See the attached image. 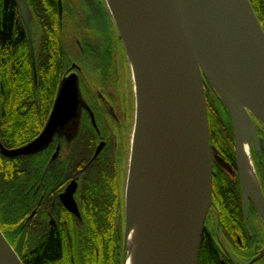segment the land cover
<instances>
[{"label": "water", "instance_id": "water-1", "mask_svg": "<svg viewBox=\"0 0 264 264\" xmlns=\"http://www.w3.org/2000/svg\"><path fill=\"white\" fill-rule=\"evenodd\" d=\"M15 1L26 29L32 67L35 71L33 43L26 22L28 7L25 0ZM104 2L122 42L131 74L130 53L140 75L138 93L132 80L135 99V145L132 149L131 140L124 189L122 264H125L127 259L125 246L131 224L133 195L140 181V164L146 156L155 131L160 72L167 89L171 130L158 193L156 211L159 221L148 264H198L205 219L212 206L213 160L228 166L209 143L205 94L208 87L205 82L220 98L232 125L244 211L247 213V200H250L264 224V197L258 182L260 206L255 197L244 192L240 171L241 137L243 133L246 134L247 141L251 136L254 137L250 118L253 117L264 127V31L249 0ZM189 3L200 6L202 11L206 12L205 16L215 20L218 29L220 28L224 45L226 41L231 51L239 97H233L225 88L221 76L197 42L190 21ZM208 76L219 91L211 84ZM240 101L244 108L241 107ZM82 106L85 107L80 98L77 76L73 73L64 76L58 85L52 109L40 134L28 144L16 149H6L0 143V154L6 158L32 156L48 149L55 136L63 137L66 141L72 140L79 127ZM101 147L100 145L97 148L95 156ZM55 156L56 153L52 160ZM75 188V182H71L59 196V200L69 213L79 219L80 214L73 199ZM33 214L34 212L30 218ZM53 223L51 219L50 224ZM263 255L264 250L258 258ZM0 264H23L1 231Z\"/></svg>", "mask_w": 264, "mask_h": 264}, {"label": "trees", "instance_id": "trees-1", "mask_svg": "<svg viewBox=\"0 0 264 264\" xmlns=\"http://www.w3.org/2000/svg\"><path fill=\"white\" fill-rule=\"evenodd\" d=\"M53 2H28L43 26L34 71L16 1L0 0V143L6 149L22 147L40 134L63 77L66 57ZM249 2L264 31V0ZM206 105L209 143L228 154L232 134L227 111L219 100L208 99ZM90 128L88 134L95 140ZM77 137L63 148L56 162L51 161L54 146L32 156L6 158L0 154V231L23 264H122L124 181L116 184L114 172L97 168V163L84 171L81 192L87 196L80 200L81 220L67 215L57 203L52 207L61 187L89 159L83 150L87 144ZM110 160L109 156L106 163ZM234 190L238 188L224 182L214 195H220L225 228L227 223L241 220ZM50 217L57 220L58 227L49 225ZM209 258L214 264L215 251L206 239L198 264Z\"/></svg>", "mask_w": 264, "mask_h": 264}, {"label": "flooded vegetation", "instance_id": "flooded-vegetation-1", "mask_svg": "<svg viewBox=\"0 0 264 264\" xmlns=\"http://www.w3.org/2000/svg\"><path fill=\"white\" fill-rule=\"evenodd\" d=\"M25 1L27 6H29L28 2L30 0ZM103 3L105 5L104 1ZM53 4H55L57 12L55 23L61 33V49L66 57L63 77L72 73L77 76L80 98L83 105L88 108L86 109L83 106L81 108L79 127L75 136H78V141L87 144L88 148L83 147V150L85 151V157H89V159L79 165L72 178L61 187L52 203V207L57 203L67 215L81 220L80 200L87 196L85 195L86 193L81 192V177L90 165L97 163V168L103 171L110 169L111 173L114 172L115 174L114 181L116 184L125 181L135 112V99L132 80L129 79L130 81H128L130 77L128 70H125L124 67L122 71L118 67V58L122 56V59L125 60L122 42L114 34L112 21L110 22L111 18L102 14L105 10L102 9L101 4L97 5L96 3L95 5V2L92 1V8H95V12L100 15L99 19L103 21V24L105 22L108 24L103 44L99 48L100 37L96 30L94 31L88 26V21L93 20L92 17L94 18L91 14V7L87 6L85 8L83 5H86V3L83 2V5H80L77 0H54ZM31 29L34 49L36 47L34 45L36 39L40 41L42 39L43 26L40 18L35 19ZM85 59L89 61L92 67L84 66ZM122 74L126 75V79H123L124 81L121 80ZM208 99L215 102L218 100L217 98H207L206 96V102H208ZM250 119L254 129V137L252 138L251 136L248 140L249 158L260 191L264 197V127L253 117ZM88 126L91 127L95 140H93L92 134L91 136L88 134ZM230 126L232 142L229 145L228 154L220 152V150L210 145L216 150L219 158L228 166L225 167L213 160L212 206L206 215L201 243L206 239L210 241L216 255L214 264H264V255L258 258L264 250V224L250 200H247V213L244 211L241 184L235 161L234 134L231 122ZM84 130L86 131L83 132ZM70 141H66L63 137L55 136L53 138V142L50 145L54 146L51 161H57L62 150H64L63 148H66ZM100 145L102 146L101 150L95 156L96 150ZM55 153L56 156L52 160ZM109 156L111 160L107 164L106 161ZM71 182L76 184L73 199L80 214L79 219L69 213L59 200V196L64 193ZM224 182L232 183L235 188H238L237 192L234 190V194L236 193V197L239 199L241 213L240 222L237 221L235 223L232 221L227 223L226 228L221 224L223 204L220 201V195L215 197L216 189L219 190L224 186ZM117 194L119 195L120 193ZM93 195L89 196L92 197ZM114 197H116L115 194L112 195V198ZM51 219L54 222L52 225L50 224ZM50 220L48 222L50 226L54 228L59 226L57 220L52 217H50ZM212 263L213 261L210 258L204 259L203 262V264Z\"/></svg>", "mask_w": 264, "mask_h": 264}, {"label": "bare ground", "instance_id": "bare-ground-1", "mask_svg": "<svg viewBox=\"0 0 264 264\" xmlns=\"http://www.w3.org/2000/svg\"><path fill=\"white\" fill-rule=\"evenodd\" d=\"M202 10L195 3L188 4L190 21L193 25L195 38L201 45L211 64L221 76L225 88L231 92L233 97H239L234 80L233 67L235 66L231 60V51L225 40L224 45V36L219 30L220 28L218 29L216 21L207 18L205 16L206 12ZM129 59L132 66L131 77L135 84V91L138 93V83L140 80L139 69L131 53L129 54ZM209 80L217 91H219L212 79L209 78ZM159 81L160 95L155 131L146 156L140 164V181L133 195L130 212L131 224L125 246L127 251L125 264H148L153 248L152 241L155 238L156 225L159 221L156 211L159 200L158 193L164 172L166 151L169 145L171 130L167 89L161 72L159 73ZM240 105L242 108L245 107L241 101ZM134 136L135 134L132 138V149L135 145ZM240 144V171L244 192L255 197L260 206L261 195L249 158L247 136L244 133L241 137Z\"/></svg>", "mask_w": 264, "mask_h": 264}, {"label": "rangeland", "instance_id": "rangeland-1", "mask_svg": "<svg viewBox=\"0 0 264 264\" xmlns=\"http://www.w3.org/2000/svg\"><path fill=\"white\" fill-rule=\"evenodd\" d=\"M92 1L93 2H95V5H96V3H97V5H99V4H101V7H102V9L103 10H105L104 11V13L102 12V14L104 15V16H109L110 18H111V16H110V14H109V12H108V9H107V7H106V5H104V3H103V1L104 0H77V2L80 4V5H83V2H85L86 3V5H83V6H85V8L88 6V7H91V9H92V16H94V18L92 17V19L93 20H89L88 21V26L91 28V29H93L94 31L96 30L97 31V33H98V35H99V40H101L100 42H99V46H98V48L101 46V44H103V38H104V35H105V32H106V29L108 28V24L105 22V24H103V21H101L100 19H99V16L100 15H98V13L97 12H95V8H92L93 6V4H92ZM28 7V13H27V20H26V22H27V24H28V28H29V30H30V32H31V35H33L32 34V29H31V27L33 26V24L35 23V19H34V17H33V15H32V11L30 10V7L29 6H27ZM19 18H20V20H22L21 19V17H20V14H19ZM112 21V18H111V20H110V22ZM112 27H113V29H114V34L115 35H117V37H119L118 36V34H117V31H116V28H115V26H114V23H113V21H112ZM110 28V27H109ZM37 37H38V35H37ZM39 38V37H38ZM34 42V41H33ZM39 42H40V40L39 39H36V41L34 42V45L36 46L35 48H34V51L36 50V48H38V45H39ZM104 47V46H103ZM123 53H124V58H125V60L124 59H122V56H120L119 58H118V67H120V69L123 71V69H124V67H125V70H128V72H129V78H128V81H130V80H132V77H131V69H130V66H129V62H128V60H127V57H126V54H125V52H124V49H123ZM34 57H35V52H34ZM84 66L85 67H92L91 65H90V63H89V61L87 60V59H85V62H84ZM128 69H127V68ZM128 72H127V77H128ZM121 78V77H120ZM123 79H126V75H123L122 74V78H121V80L122 81H124ZM130 79V80H129ZM206 83V85H207V87H208V89H205V94H206V96H207V98H217L219 101H221L220 100V98L218 97V95L213 91V89L209 86V84L207 83V82H205ZM132 85H133V83H132ZM223 104V103H222ZM134 117H135V115H134ZM134 123H135V119L133 118V125H132V133H131V140H132V136H133V131H134ZM129 156H130V151H129ZM128 163H129V161H128ZM127 172H128V168H127ZM126 178H127V173H126V176H125V181H124V189H125V186H126ZM123 229H124V227H123Z\"/></svg>", "mask_w": 264, "mask_h": 264}]
</instances>
